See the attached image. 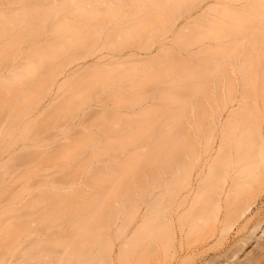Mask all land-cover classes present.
Wrapping results in <instances>:
<instances>
[{
	"label": "rangeland",
	"instance_id": "1",
	"mask_svg": "<svg viewBox=\"0 0 264 264\" xmlns=\"http://www.w3.org/2000/svg\"><path fill=\"white\" fill-rule=\"evenodd\" d=\"M0 19L9 20L0 23V264H105L117 236L140 224L151 193L155 213L119 264H138L147 245L154 250L144 264L231 260L233 229L204 248L201 228L184 234L192 210L187 226L173 220L165 251L167 221L156 209L199 167L219 170L239 148L253 153L264 119V0H0ZM236 19L239 47L249 50L251 108L248 132L240 126L244 136L232 141ZM198 41L211 48L201 52ZM156 214L158 245L148 234Z\"/></svg>",
	"mask_w": 264,
	"mask_h": 264
},
{
	"label": "bare ground",
	"instance_id": "2",
	"mask_svg": "<svg viewBox=\"0 0 264 264\" xmlns=\"http://www.w3.org/2000/svg\"><path fill=\"white\" fill-rule=\"evenodd\" d=\"M120 4H119L120 7L124 6V2H121ZM107 5H108L107 10L108 9L113 10L116 6V5H112V3H107ZM42 10L43 9L41 8L40 10L41 13L44 11ZM38 11L39 10H37V13H40ZM192 18L194 17L191 16L189 17V19L191 20ZM188 20L178 30L181 31L183 28H186ZM6 22L8 23L9 20L0 23H6ZM2 30H5L4 32H6L8 29L3 28ZM241 30L242 29H241L240 21L238 22V19H236L232 23L230 39H229L230 43L232 44L231 45L232 58H231V69H230V73H231L230 109H227L228 111L227 120L230 121L231 135H233L231 138L232 141L233 139L235 140V138L238 139V136L242 134L239 131L243 132L242 129L244 130L245 126L246 129L244 132H248L246 130H249L247 129L249 124L245 122H244L245 124H243L242 122L247 120L245 113L247 112V110H250L251 108L250 107L251 103L250 104L248 103V100L250 99L249 97H250V83H251L247 72V66L249 63V59H248L249 50L244 51V48H242V46L239 47V45L245 41L244 40L245 36ZM227 40L228 38L226 39V41ZM97 41L98 39L95 40L94 42ZM219 41H224V39L223 40L220 39ZM200 43L198 41V44L201 45L200 46L201 52L202 50L205 51L204 48L206 49L207 47L210 46V43L207 42H206L207 44H204L205 42L204 43L200 42ZM160 44H161L160 47L162 46L161 49L162 48L164 49L166 46H169L166 45L168 44V39L164 38ZM218 44L220 43L218 42ZM206 45L209 46L204 47ZM160 47L158 50H160ZM195 51L196 49H192L189 52V54L191 55L192 53L194 55ZM199 52H197V54H199ZM141 108H143V106H141ZM259 110L260 108L258 109V111ZM253 116L255 117V115ZM255 120H257L256 117ZM217 121L218 123L220 122V117L218 118ZM257 121L259 122L261 121V119H258ZM243 125L244 127L241 129ZM251 127H253V125ZM257 130L256 131L259 132L258 136H260L258 137V141H260V143H258V141L256 140L257 144L254 143L256 145L253 144L254 146L252 145L250 146L251 148L255 147V149H253L252 154H250V152H248L249 154H245L246 152L244 154L241 153L239 154L238 152L240 148L238 146L240 143L236 139L237 140L236 142H238L239 144H237L236 142H235L236 144L233 143V145L235 144V147L233 148L236 149L239 148V150L237 149L238 150L236 151L237 154L235 153L232 154L233 152L232 153L230 152L231 154H229L227 166L222 167L219 170H211L208 168L209 169V170L207 169L208 172L204 170L205 167H199L198 170L195 172V177L193 178L192 182L191 183L189 182L190 186H183L176 190L175 189L170 190L171 193L170 196L167 198V202L165 206L163 208L161 207V209H158L159 207L156 209L158 210L157 211L158 215L160 216L161 213L162 215L164 214L163 216L162 215L161 216L162 217L165 216L167 221L166 223L169 231V240L168 242L165 243V245L162 244L164 246L165 251L169 250L170 246L172 245L171 238L174 237L175 235L172 234V231H175L174 229L172 230L173 227L172 225L174 223L173 220H175L176 218H180L181 221L185 222V225L187 226V222H188L187 220L190 215L186 216V214L184 213L187 212L188 214L193 211L191 214L192 219H189L188 222L190 224L188 225V227L190 226L189 227L190 229L188 228L189 231L187 232L185 230V228L187 229V227L183 225L185 228H182L183 226H181V229H184L185 233L183 232L184 230H182L181 234L183 232L187 236L188 235L187 233L190 232L191 236H193L192 235L193 231L196 234L198 232L197 230L201 228L202 231L200 229L199 231L202 236L201 237L203 243L202 247L204 248L206 246L204 243L208 242V239L212 237L226 238L227 237L226 234L227 233L229 234V230L233 229L235 236L234 239H232V243L230 241L231 244L230 247L232 250L231 252L232 255H230V259L234 260L233 263L234 264H264V119H262V121L260 122ZM237 134L239 135L236 137ZM241 136L244 135L242 134ZM244 138L245 137H243V140H245L246 143L247 139ZM254 140L252 139L253 142ZM248 149L247 151H252ZM233 150L235 152V149ZM110 160L111 159H109V161ZM151 195L153 197L149 201H146L145 209L141 213V215H139L138 217V215L135 214L132 218V219H136V217H138L139 221L137 224L139 223L140 224L128 234H121L117 236L116 239L119 240V246L117 250L113 251V248L109 246L106 255L107 264H119L121 259L126 260L128 254L132 253V251L129 250L127 246L130 243H137V241L134 240L136 230L142 227L141 225L144 223V221L147 220V218H150L149 216L150 212H152L151 214L153 215L155 213V212L153 213L151 207L153 208L154 204L152 206V202L154 203V201H156L157 199L155 194L151 193ZM153 198H155V200H153ZM153 215L151 218V222H156V223L155 224L153 223L150 227H148V231L151 232V233L148 232V234H150L149 237L151 242L153 244H156L159 243V240L156 235L155 229L158 228L157 225H159L160 227L161 224H157V221L154 220V219H158L159 216L157 214L155 216ZM184 215L187 217L186 221H185L186 217ZM182 218L184 220H182ZM129 224L130 222H128L126 226H128ZM59 242L61 241L58 240V243ZM62 243L64 244V242H61V244L60 243L59 244L62 245ZM213 247H214L213 245H210L209 247H206L205 250L210 248L212 249ZM244 247L246 248L244 249ZM248 248L250 249L246 251ZM153 250L154 247H150V245H147L146 247H144L143 250L138 251L137 263L138 264L146 263V260L149 257L147 252L149 251L153 252ZM239 251H243L244 254L243 257L238 254ZM219 257L220 255L218 257L217 255H215L213 258H211V260L209 259L211 261L210 263L228 264L231 261L229 259H220ZM87 264H93V263L88 262Z\"/></svg>",
	"mask_w": 264,
	"mask_h": 264
}]
</instances>
